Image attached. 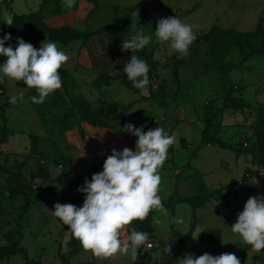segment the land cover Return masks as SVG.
Here are the masks:
<instances>
[{"label":"rangeland","instance_id":"374dc122","mask_svg":"<svg viewBox=\"0 0 264 264\" xmlns=\"http://www.w3.org/2000/svg\"><path fill=\"white\" fill-rule=\"evenodd\" d=\"M139 1L141 0H100L96 4L100 9L93 14L91 20L94 17H100L103 20V23H106L107 25L109 24L111 26L118 23L123 26V24L127 23V20L130 19V28L128 32L131 37L137 34L149 35L152 37L151 42L148 45V50L149 53L158 55L157 58L160 60V63L157 67L161 73V79H156V82H154L155 88L162 87L160 83L163 80L170 81L174 79L170 71L174 65L175 57L185 61V66L183 65L181 67L180 76L181 81H183L185 85L184 90L188 91V96L190 91L191 97H188L186 103L182 104V107H180L187 119H189L188 115L191 114L187 113L185 108L195 109L194 107H196V110L198 109L197 117L199 125L196 123L190 125L186 120L174 123V128L178 129L182 133L183 138H185L189 144L194 145V148L189 149L187 147L188 149L180 148V150H177L178 146L175 142L173 145V151L169 152L168 158L164 163L166 165L165 171H160L162 184L159 193L162 200L167 201L174 194L177 183H180L179 193L182 196L195 194L196 190L191 181L194 178L192 176V171L187 170L185 172L186 175L183 179L188 181L180 180L178 175L185 171V165L192 160L190 159V156L200 147L201 135L205 127L203 121L205 119L203 105L205 103V105L208 103H216L217 105L222 106L225 102L226 92L224 91L223 86L220 85L223 77L220 74L213 72L211 69L207 70L205 68L209 45L201 40L199 36L209 33L212 29L233 30L238 34L256 31L260 26L261 21H264V0H161L165 6H167L165 16L161 18L177 16L183 22L188 23L193 27V31L197 38L191 45L187 55H180L179 53H170L167 51V45L162 44L155 35V29L159 19L154 20L150 18L142 9L143 7L133 11V15H131V11L128 7L137 6ZM12 2L13 4L11 7L13 8L14 13L22 15L27 13L25 10L26 7L33 6L37 0H12ZM41 5V12L43 15H45L47 11L61 14L60 10L63 9V11H66L67 8L61 3V0H46V2L43 1V4ZM0 6L2 7V10L0 11V31L4 33L6 23H3V20L7 15H12V13L9 11L7 5L1 0ZM93 29L94 28L91 27L87 28L88 31H93ZM160 49L161 52L158 54L157 52H159ZM241 57L242 56L239 53H235L234 56H229L226 62L232 61L233 59L236 63H240ZM6 60L7 59L4 56H0V63H4ZM74 66L75 65H70L69 69L73 70L75 68ZM230 76L231 81L235 85H239L243 88L241 93H237V97L234 95L235 98H239L242 102H252L253 104H257V99L259 102L264 100V93L260 91L263 95H259L258 92L264 76V54L251 58L245 67L233 71ZM4 79L5 82L0 84V88L4 86V88L2 87L4 89V95H0V119L2 111L5 110L7 121L6 124H3L0 120V127L4 128V126H6V128L11 130L12 133H15V139H13V136L9 139L10 147L13 149L20 148L21 154H15L14 156L24 157L25 160V157L29 155V148H25L31 145L30 134L47 137V135H52L55 131L50 130V126H47L46 128L43 125L42 117L40 115L41 113H49L51 109H48L50 108L48 104L41 105L33 103L32 99L27 96L30 91L26 84H23L21 81H18L17 84L15 81L8 82L6 77ZM112 86L113 87L106 89L103 93L96 91L95 87V90L94 88L92 89L88 87L85 88L84 91H75L77 94L85 95L97 107H107L116 103L119 104L120 108L118 110L111 107H108V110L111 112L112 116L117 115L122 119L127 118L125 124L129 123V112H132L133 110H146L143 113H140L141 117L139 118L140 126H144L145 131H148V123L152 121V128L157 126L163 127L168 134L176 136L169 124H173L170 120V117L173 115L172 113L178 111L180 107H159L154 101L144 99V97L146 98L148 95V90H143L141 93L131 91L117 81L114 82ZM174 88L176 89V87ZM25 90H27L26 94ZM21 92L24 93L23 100L19 99L18 94ZM14 94L17 95V102L15 104L10 102V97ZM171 97L172 95L169 96V99ZM213 99H215L216 102H212ZM166 103H170V101L167 99ZM165 117L166 119L164 121L163 118ZM130 123L134 125L132 121ZM255 123V113L248 108L239 112H234L233 110L228 111L223 122L225 130L227 131V133L224 134L223 139L227 140V138L233 136L232 143L242 142L245 147L251 148L255 142L253 130ZM167 125L168 128L166 127ZM151 127H149V129ZM191 128L194 129L193 134L189 132ZM0 131L2 132L1 128ZM82 132L85 138H82L83 140H76L73 137V134H75L74 131H71L66 135L67 138L70 139L69 141L71 143L69 144L75 148L73 153L76 155V158H78V162H81V164L78 165V168L80 165L85 168L89 163L97 162V164H99L100 162H103L105 160L104 157L91 158L90 156L85 157L86 155L80 156L83 154V151L88 154L95 150H103L107 148L108 145L105 141L100 144L95 140L93 137L94 133L89 130L88 126L85 125ZM4 133L5 132L2 134ZM130 137L134 141L131 142L136 143L138 137L131 134ZM247 138H250L251 141ZM92 146L93 150L90 151ZM113 148H116L117 150L119 149L117 145L113 146ZM4 149L6 148L4 147ZM203 149L205 150L202 151ZM197 152V157L192 160L193 172L202 175L203 172L207 173V169L213 170L215 173L210 174L207 181L209 185L213 186L212 189L215 188L214 190L225 189V193L227 191L231 193L234 188L233 184L235 183V180L240 176L241 177L238 179H242V176L247 173V169H250V166L248 165L245 167V164L249 163V161L251 164V153L245 152L243 155L238 156L236 152L230 149L226 150L218 147L208 149L206 146L200 148ZM201 152H203L202 155H200ZM172 160L182 167L180 173H176L175 167L170 165L174 163L171 162ZM22 162L24 161L15 162L11 166L17 170L19 164ZM0 164L3 165V162H0ZM30 165L31 162L28 167L35 171L36 168H34L33 165ZM253 168L256 169L257 165ZM26 171H28V168L25 172ZM70 171L74 175H78V180L83 185L85 184L86 178L90 180L93 176L92 174H89L90 172L88 173L85 170L83 173H79L76 169L73 170L70 168ZM61 174L62 173L58 169H52L53 179ZM233 178L234 181L231 182ZM43 180V178H39L34 182L35 186H39V188L38 190H32L34 191L33 193H35L34 195L32 194V199L35 202L32 201L29 208L25 209L28 202L24 198H18L17 200L20 199L21 203L18 207L14 208V204L10 203L13 197L9 196L7 190V176L0 172V246L8 243L7 234L10 232H17L19 230L18 223H20L23 225L21 228L23 230V238H21L22 236H16V240L21 241L22 246L28 251V256L31 261L41 262L43 264H62L60 255L61 253L66 254L70 252L71 245L68 241L70 240V235L72 233H67L68 237H65L66 225H64L53 214H46V210L47 203L51 198L54 205L58 202L61 204H68V202L60 197V187L54 180L47 182L46 186H49L50 192H45L39 197L41 191L40 187L44 184L42 183ZM204 182L206 183L205 180ZM184 183H188L187 188L186 186L182 188ZM247 200L248 199H244L243 201L247 202ZM175 211L173 217L169 210L159 211L155 215L152 234L157 238L156 240L160 241L162 239L160 236L161 233L163 236H166L167 234L172 236L171 232L173 228H176V230L181 233H184L185 229L190 231L192 227H199L202 231L207 229V224L209 222L206 220H204V222L200 221V218L198 217L199 211L194 213L186 204L177 206ZM219 218L220 219H214L216 225H218L224 235H229V238H232L233 235H230V221L225 216ZM158 221L161 222V224L158 223ZM15 224H17V227ZM177 238L175 237L176 249H180L181 247H179V244L181 236H178ZM148 242L149 240L146 243ZM189 243L191 246L190 241ZM193 247L195 248V245L190 247V249L193 250ZM79 248L80 252L78 253V256L74 257L73 264H132L130 257H128L129 252L116 254L107 260H101L100 256L94 255L91 250H85L83 247ZM163 253L165 252H162V254ZM189 254H191V251H189ZM166 259L170 258L164 256L156 262L148 260L146 264H162L163 262L166 263ZM179 259L180 255L173 258L175 262ZM0 264H25V259L22 255H18L13 257L10 262Z\"/></svg>","mask_w":264,"mask_h":264},{"label":"trees","instance_id":"16d2710c","mask_svg":"<svg viewBox=\"0 0 264 264\" xmlns=\"http://www.w3.org/2000/svg\"><path fill=\"white\" fill-rule=\"evenodd\" d=\"M5 3L12 13L14 18V24L9 26L5 25L4 34L11 33L13 40L10 42L13 47L18 46L16 38L21 37L26 42L32 43L37 49V38L41 34L49 35L50 39L54 42L62 43L63 45H69L74 41L85 39L86 35L80 33L79 31L71 27H63L58 29H52L47 25V22L41 11L31 12L30 14L20 15L14 13L11 7L12 0H1ZM94 3H98V0H86ZM156 4L157 6H164L161 0H143L141 5ZM2 7L0 6V11ZM136 9H133L135 11ZM133 15V13H131ZM129 22L120 25L118 24L113 29L108 30L110 33L113 45L117 48L122 46V40L126 37L131 38L129 34ZM232 39H231V38ZM201 40L206 42L208 46V53L205 61V68L207 70H212L213 72L220 74L223 80L220 82L226 92L224 105L219 106L216 103L203 105L205 119L204 130L201 135L200 147L194 152L190 159H194L198 155V150L204 146H213L220 149L233 150L238 156L246 153H251L253 156V162L257 166L264 167V100L259 102L256 100L257 104L252 102H242L239 98H235L237 93H241L243 88L239 85H235L231 81V73L235 70H240L248 63V61L258 55L264 54V21L262 20L260 26L256 31L238 34L233 30H220L212 29L209 33L199 36ZM6 46H8L6 44ZM239 53L241 57L240 63H236L235 60L226 62L229 56H234L235 53ZM138 57L147 61L150 66L149 78L150 84L143 90H148V95L144 99L152 100L159 107L173 108L177 106L179 108L182 104L186 103L188 97H191L189 91V96L187 90H184V82L181 81V67L185 64L183 59L174 58V65L170 71L173 76V80L162 81L160 85L162 87L155 88L154 82L161 79V73L157 65L160 63L155 60V54L149 53V51L144 48L143 50L134 53ZM7 59V57H5ZM211 62V63H210ZM226 62V63H225ZM62 77V88L51 94L44 103L50 106L51 111L49 113H41V119L43 125L47 128L50 126V130H55L52 135H47V137H41L35 134H30L31 147L29 150V155L25 157V161L20 163L18 169L16 170L13 166L6 167L0 164V172H4L7 175V190L10 197H20L22 196L27 200L28 205L25 209L29 208L30 203L34 201L32 199V194L34 191L38 190L35 188L34 182L39 178H43L44 183L40 188V195L44 194L48 188L46 186L47 182L54 180L61 189L62 198L71 204L77 205L84 203L85 194L78 191L80 186H83L77 177L70 176L67 173H62L55 179L52 178V165H63L67 170L73 169L77 163L76 155L73 153L75 149L74 146L68 143L67 134L73 131L75 126L82 128L83 124H89V130L94 134V139L98 141V138H102V142L108 143L107 150L105 152H90L86 154L85 157H95V156H105L111 155L113 146L119 145L118 148L122 151L124 148L132 149L134 148L130 141H133L129 133L121 131L125 124V119L119 118V116H112L108 107L115 108L118 110L120 108L119 104H111L107 107H97L94 103L90 102L84 96L77 94L78 86L75 82L70 81L71 75L66 72L63 68L60 70ZM110 83L113 79L109 77L99 78L97 80L96 86L102 87L103 82ZM22 82V81H21ZM25 84L24 82H22ZM122 84L129 90L141 93L143 90L137 89L133 86L132 82L128 80L127 76L123 79ZM183 85V86H182ZM27 86V85H26ZM28 87V86H27ZM73 87V88H72ZM176 87V89L174 88ZM76 90V91H75ZM1 91H3L1 93ZM30 97L37 96L38 92L35 88H29ZM264 93V76L260 88L258 90L259 95ZM0 95H4V89L0 88ZM172 97L169 99V96ZM263 95V94H262ZM182 99H181V98ZM237 97V96H236ZM167 99L170 103H166ZM212 102H216L213 99ZM36 104V103H35ZM105 105V104H104ZM257 105V106H256ZM41 108V107H39ZM176 108V107H174ZM250 109L255 113L256 123L254 126V139L255 142L251 148L245 147L244 143L236 142L232 143L233 136L223 139L224 134L227 133L225 126L223 124L226 113L228 111L239 112L244 109ZM3 124H6L7 114L6 111H2L1 114ZM158 127V126H157ZM0 148L6 145L9 138L14 135L11 130L0 127ZM152 128V127H151ZM49 131V130H48ZM5 132L4 134H2ZM115 133V135L113 134ZM74 138L76 140L80 139L77 132H74ZM117 135V136H116ZM119 136V137H118ZM251 141L250 138H247ZM130 140V141H129ZM99 142V141H98ZM134 142V141H133ZM130 143V144H129ZM127 144V145H125ZM136 145V143H134ZM135 149V148H134ZM132 149V150H134ZM2 153H0L1 155ZM36 160V169L32 177H28L25 174L26 168L29 166L30 160ZM192 160L188 162L185 167V171L178 175L180 180H184L185 172L187 170L192 171V176L194 177L191 181L194 184L196 190L195 194L190 196H182L179 193V185L176 184V189L174 194L167 200L163 202V208L153 210L150 212L148 217L144 220H135L129 227L130 231H144L150 234L149 241L160 242L156 240L157 238L152 234L153 225L155 221V215L161 210H169L173 215H175V210L177 206L186 204L188 205L194 213L199 209L204 208L211 201H224L227 202L228 195L225 193V189L211 190L207 184L204 182L203 175H199L193 172ZM42 162L44 164H42ZM104 161L97 164V162L89 163L87 166V172L89 174H96L103 171ZM166 165L164 164L160 171H165ZM249 172H251L249 170ZM80 175V174H79ZM188 181V180H185ZM31 190V191H30ZM35 202V201H34ZM23 225L18 223L19 230L17 232H10L7 234L8 243L0 246V263L10 262L13 257L22 255L25 259V264H43L39 262H34L29 259L28 251L22 246L20 240H16V236H22L23 230L21 229ZM196 231L195 227H192L187 234H182L178 230H175L177 236H181V240L185 241L188 237L194 234ZM23 238V236L21 237ZM201 240L209 244H219L221 241V236L217 230L205 231L201 234ZM71 249L70 252L63 254L61 253L62 264H73V259L78 256L80 248L82 247L80 241L76 239L73 235L70 241ZM79 246V247H77ZM247 251H245L242 261L244 262ZM137 255H141L143 258H148V252L146 247H141L137 250ZM137 263H142L137 261ZM144 264V263H143Z\"/></svg>","mask_w":264,"mask_h":264},{"label":"clouds","instance_id":"9594fccd","mask_svg":"<svg viewBox=\"0 0 264 264\" xmlns=\"http://www.w3.org/2000/svg\"><path fill=\"white\" fill-rule=\"evenodd\" d=\"M61 3L72 8L77 0H61ZM3 23L13 25V16L7 15ZM155 35L167 45L168 52L180 55H187L197 38L192 25L177 16L159 19ZM151 39L149 35L137 34L122 40V50L132 52L123 73L135 88L141 90L150 84V66L134 53L148 46ZM12 40L11 33L0 31V56L7 57L6 62L0 63V84L5 82V77L8 82L15 81L16 84L22 81L27 88H35L39 94L31 98L32 102L42 104L62 88L60 70L68 64L70 56L54 41L43 42L37 49L21 37L16 38L18 46L13 47ZM18 95L20 100L24 99L23 92ZM10 102L15 104L17 95H12ZM121 131L138 137L136 145L129 140L135 150L127 147L122 151L112 150L104 162L103 171L93 174L90 180L86 178L85 184L78 188L85 194L81 207L58 202L52 211L64 225L69 226V231L82 247L96 256L111 257L128 252L136 256L137 250L146 246L150 234L144 231L129 233L126 226L135 220L146 219L150 212L164 206L159 194L162 184L160 169L168 158L170 147L176 142V136L168 134L163 127L145 131L144 126L136 127L132 123L125 124ZM84 155L83 151L80 156ZM230 229L253 251H264V195L250 197ZM169 241L163 252H172ZM176 264H241V261L234 253L217 256L204 253L198 257L184 254Z\"/></svg>","mask_w":264,"mask_h":264},{"label":"crops","instance_id":"0c3cea01","mask_svg":"<svg viewBox=\"0 0 264 264\" xmlns=\"http://www.w3.org/2000/svg\"><path fill=\"white\" fill-rule=\"evenodd\" d=\"M43 1L46 2V0H37V2L33 6H27L25 9L27 12L26 14H30L31 12L42 11L41 4H43ZM99 1L100 0H98V2ZM142 3H143V0L139 1L137 6H129L128 8L131 11V13H133L132 12L133 9L137 10L143 7L142 9L145 11L146 15H148L150 18L154 20L160 19L161 17L165 16L166 8H167L165 4L164 6H157L156 4L141 5ZM96 4L97 3L86 1V0H77V3L74 7L66 8V11H63V9L60 10L61 14L47 11L45 15L43 16L47 22V25L52 29L71 27L79 31L80 33H84L86 35L85 39L74 41L69 45H63L62 43L57 42L58 45L63 50H65L70 56V60L68 64L65 67H63V69L71 75L70 81L75 82V84L78 86L79 91H84V89L88 87L92 89L95 87L96 91L103 93L106 89L113 87L112 84L116 81L122 84L123 79L126 77V74L123 73V69L125 67V64L130 61L132 52L131 50L123 51L122 46L116 48L113 45L112 38H111L110 33H108V30L113 29L115 26L118 25V23L111 25V26L108 24L109 25L108 26L106 23H103V20L100 17L98 18L94 17L91 20V17L93 16V14L97 10L100 9ZM26 14H22V15H26ZM88 27L94 28L93 31H88L89 30V29L87 30ZM127 39L129 38L126 37L125 40ZM48 41H52L49 35L41 34L37 38V41H36L38 49L41 47L43 42H48ZM145 48L148 50L149 46H146ZM160 52H161V49L157 53L159 54ZM157 57L158 55L156 54L155 60H158L160 62V60ZM116 60H118V62ZM70 65H75L74 66L75 68L73 70L69 69ZM104 77H109V78H112L113 80L110 83H106V80H105V82H103L104 85L102 87H97L96 86L97 80L99 78H104ZM2 87L4 88V86ZM25 91H26L25 92L26 94L27 90ZM80 95L83 96V94H80ZM27 96L30 97V92H29V95ZM181 107L178 111L172 113L173 115L170 117V120L172 121L173 124H169L170 128L173 130V133L176 134V145L178 146L177 150H180V148L182 149L194 148V145L189 144V142L185 140V138H183L182 133L178 129L174 128V123H177L178 121L186 120L190 125H192L193 123L194 124L196 123L197 125H199L198 117H197L198 109L196 110V107H194L195 109L186 107L185 109L187 113L191 114V115H188L189 119H187V117L184 115V112L181 110ZM144 111L146 110H141V111L133 110L132 112H129L128 113V118L130 117V120L128 119L129 123L132 121L136 127H139L140 126L139 118L141 117L140 113H143ZM166 117L163 118L164 121ZM0 120L3 123L2 117ZM126 120L127 118L125 119V121ZM151 122L148 123L149 127H151L152 125ZM85 125L88 126V124H83L81 129L78 126H75L73 129L74 132L78 133V136L80 137V139L82 138L85 139L83 136V132H82ZM149 127L147 128L148 130H149ZM166 127L168 128V125ZM193 130L194 129L191 128L189 132L193 134ZM12 136H13V139H15V136L14 135ZM69 140L70 139H68V143H71ZM4 147L6 149H4ZM30 147L31 145H29L25 149L29 148L30 150ZM206 147L208 149L213 148V146H209V145ZM116 148H113V149H116ZM105 149L107 150V148ZM105 149L97 150V152L103 153L106 151ZM173 149H174V146H171L169 149V152H172ZM205 149H203L202 151H204ZM0 153H2L0 155V162H3V165L6 167H12L11 165L14 164L15 162L25 161L24 157H21L18 155H17L18 157L14 156L15 154H21L20 148L19 149L11 148L9 144V140L6 145H3L0 148ZM202 154L203 152L200 153V155ZM78 161L79 160L77 158V163L75 164L76 167H73V168H75L77 171H79L81 168L87 171V166L84 168L82 165H80V167L78 168V165L81 164V162H78ZM30 162H31V165H33V167L36 168L35 166L36 160L34 159L33 161L32 159L30 160ZM171 162H174V161L172 160ZM170 165H173L175 167L176 173H180V171L182 170V167L177 165L175 162ZM248 165L250 166V169H247V172L248 170L251 171L252 169H254L253 167L255 166V164L253 162V156H252L251 164L249 161V163L245 164V167H247ZM27 168H28V171H26L25 174L30 178L34 174V170L31 169L30 167H27ZM202 168H207V167H202ZM206 172L207 173L203 172L202 175H203V179L206 181L207 186H208L209 185L207 181L208 176L210 174H214L215 172L211 169L210 170L207 169ZM1 173H4V172L2 171ZM237 179L235 180V183L233 184L234 188L238 182ZM233 181H234V178L231 182ZM185 186L187 188L188 183H184L182 188H184ZM208 187L211 190L215 189V188L212 189L213 187L212 185H209ZM45 188H48L46 193L50 192L49 186ZM234 188L231 193L229 191L226 192V194L228 195L227 202L211 201L207 204L206 207L198 210L199 211L198 217L200 218V221L204 222V220H206L209 222L207 224V229L202 231V229H199V227H196L195 234L191 235V237H188L185 241L180 240V244H179V247H181L180 249H176L177 246L175 244V237L176 238L178 237L174 232L176 228H173L171 232L172 236L168 234L166 236H163V234L161 233L160 236L162 237V239L160 241H162V243L160 242L158 243L156 241L154 242V245H155L154 249L152 250L147 249V252H148L147 259L143 258L141 255H136V256H133L132 254L128 255V257H130L132 261V264H140V263H137V261L142 262L141 264L143 263L146 264L148 260L152 262H156L157 260L162 259L164 256H168V258H170V259L165 260L166 263L176 264L173 258L176 257L177 255H180V258H181L184 254H189V251H191V254H195V256L197 257L200 255H203L204 253H209L213 256H217V255L224 254V253H234L240 259L241 264H264V251H262L261 253L253 251L251 246L246 244L238 234L233 233L231 229H230L231 231L230 235H233V237L229 238V235L227 236L224 235L221 229L218 227V225H216V222L214 221L215 218L220 219L219 217L225 216L231 223L230 227L236 223L238 214L243 211L246 201H243L244 199L242 198L241 199L238 198L237 194L235 193ZM60 193H61V189H60ZM190 195H187V196H190ZM254 196H260V194L258 193V194H255ZM60 197H62V195ZM18 198L21 199L23 197H13L10 201L11 204H14L15 206L14 208L18 207L19 204L21 203L20 199L17 200ZM51 199L47 203L46 214H52V211L54 210L55 205ZM158 223L161 224V222L159 221ZM16 225L17 224H15V226ZM209 230L219 231L220 236H221V241L219 242V244H209L201 240V234ZM65 232H66L65 237L66 236L68 237V234L70 233V231H69V226L67 225H66ZM187 233L188 231L187 229H185V232L182 234L185 235ZM71 238H72V234L70 235V240L68 242L71 241ZM167 241H169V243L171 244L172 252L171 253L165 252L162 254ZM189 241L191 242V246H190ZM193 245H195V248L193 247L192 248L193 250H191L190 247H192ZM245 251H247V254L243 262L242 257ZM166 263L163 262L162 264H166Z\"/></svg>","mask_w":264,"mask_h":264},{"label":"built area","instance_id":"2783aa9c","mask_svg":"<svg viewBox=\"0 0 264 264\" xmlns=\"http://www.w3.org/2000/svg\"><path fill=\"white\" fill-rule=\"evenodd\" d=\"M118 62V60H116ZM98 141L100 144H102L103 139L102 138H98ZM108 146V145H107ZM93 150V146L91 147L90 151ZM109 155H105V156H95L92 158H101L104 157L106 161L107 157ZM45 163V162H44ZM42 162V164H44ZM53 167H55L56 169H58L61 173H67L70 176H74L76 177V175H73V173H71L70 171L67 170V168H65L63 165H53ZM84 169H80L79 173H83ZM246 175V176H245ZM245 175L242 176V179L238 180L237 182V186H235L234 190L235 193L237 194L238 198H242V199H249L250 197H253L255 194H264V167H258L254 170H252L251 172H247ZM83 205V203L81 204H77L76 206L81 207ZM127 231L130 233V227L129 225L126 226ZM148 250H152L155 248L154 242L150 241L146 244L145 246ZM112 257V256H111ZM111 257H104V256H100V259H109Z\"/></svg>","mask_w":264,"mask_h":264}]
</instances>
